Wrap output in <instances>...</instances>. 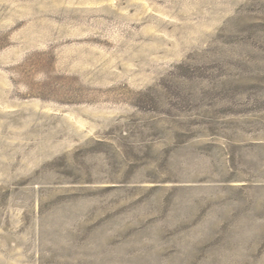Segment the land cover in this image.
<instances>
[{
	"label": "rangeland",
	"instance_id": "374dc122",
	"mask_svg": "<svg viewBox=\"0 0 264 264\" xmlns=\"http://www.w3.org/2000/svg\"><path fill=\"white\" fill-rule=\"evenodd\" d=\"M0 264H264V0H0Z\"/></svg>",
	"mask_w": 264,
	"mask_h": 264
}]
</instances>
